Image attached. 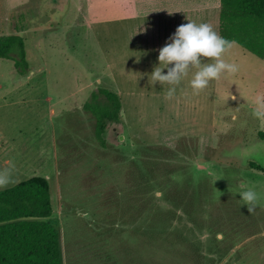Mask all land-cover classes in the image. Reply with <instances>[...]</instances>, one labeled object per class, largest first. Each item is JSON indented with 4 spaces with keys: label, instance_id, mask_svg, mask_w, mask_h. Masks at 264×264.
Here are the masks:
<instances>
[{
    "label": "rangeland",
    "instance_id": "374dc122",
    "mask_svg": "<svg viewBox=\"0 0 264 264\" xmlns=\"http://www.w3.org/2000/svg\"><path fill=\"white\" fill-rule=\"evenodd\" d=\"M220 9L0 0V35L21 34L28 61L16 69L0 57V171L10 175L0 189L50 180L64 264H264V172L250 168L264 166V60L234 42L223 58L238 71L198 93L191 73L172 97L150 83L163 42L154 30L174 16L171 27L185 19L220 34ZM99 87L123 97L103 140L83 107ZM247 188L261 197L251 212Z\"/></svg>",
    "mask_w": 264,
    "mask_h": 264
},
{
    "label": "trees",
    "instance_id": "16d2710c",
    "mask_svg": "<svg viewBox=\"0 0 264 264\" xmlns=\"http://www.w3.org/2000/svg\"><path fill=\"white\" fill-rule=\"evenodd\" d=\"M219 28L220 35L264 60V0H221ZM0 57L14 58L16 69L27 68L23 36L0 35ZM83 107L94 115L101 140L110 123L122 121V99L109 88L93 91ZM250 168L264 172L258 163L251 162ZM53 213L50 180L45 176L34 175L0 189V264H64L61 230L48 219Z\"/></svg>",
    "mask_w": 264,
    "mask_h": 264
},
{
    "label": "clouds",
    "instance_id": "9594fccd",
    "mask_svg": "<svg viewBox=\"0 0 264 264\" xmlns=\"http://www.w3.org/2000/svg\"><path fill=\"white\" fill-rule=\"evenodd\" d=\"M233 43L234 41L218 34L210 24L189 20L188 23L177 26L164 46L158 49L159 63L150 73V83L167 85L166 95L172 97L183 78L191 73L189 86L193 93H198L221 74L238 71L236 63L223 58ZM205 57L211 60L204 61ZM165 68L166 73L162 71ZM260 108L261 114H264V104H261ZM9 181L8 170L0 171V186L6 185ZM239 196L243 204L247 205L249 212L261 198L254 188L240 191Z\"/></svg>",
    "mask_w": 264,
    "mask_h": 264
},
{
    "label": "crops",
    "instance_id": "0c3cea01",
    "mask_svg": "<svg viewBox=\"0 0 264 264\" xmlns=\"http://www.w3.org/2000/svg\"><path fill=\"white\" fill-rule=\"evenodd\" d=\"M171 14H174L173 12L171 13ZM167 15V14H166ZM173 17L174 16H168L167 18H168V20H169V22H167V19H166V22L167 23H169L167 26H170V28H168V30L167 29H165V30H161V32L160 31H158V30H154L155 31V35H160V37H161V40L163 41L162 43H161V47L162 46H164V44H165V42H166V40H167V38L172 34V33H174V32H172V31H174V30H176V28H177V26H173L172 25V27H171V22L173 23ZM176 17V16H175ZM178 18H180V20L181 19H184L183 18V16H178ZM171 21V22H170ZM181 24H186V22H185V19L183 20V22L182 23H179V25H181ZM178 25V26H179ZM165 27V26H164ZM116 78V77H115ZM117 90V89H116ZM115 90V91H116ZM119 95H120V97H121V99H122V103H123V97H122V94H121V92H119V91H116ZM123 107V106H122ZM121 115H122V112H121ZM123 118V117H122Z\"/></svg>",
    "mask_w": 264,
    "mask_h": 264
}]
</instances>
